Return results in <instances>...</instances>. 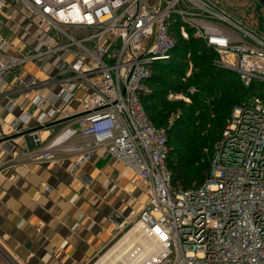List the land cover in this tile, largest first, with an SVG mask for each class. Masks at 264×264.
<instances>
[{
  "label": "built area",
  "instance_id": "2783aa9c",
  "mask_svg": "<svg viewBox=\"0 0 264 264\" xmlns=\"http://www.w3.org/2000/svg\"><path fill=\"white\" fill-rule=\"evenodd\" d=\"M7 21L18 32V57L3 54ZM175 36L200 41L216 56L213 67L235 74L243 87L264 86V34L235 22L216 0H0V96L9 76L19 92L33 94L34 147L39 131L65 124L29 154L33 163L82 151L74 170L94 151H105L144 187L138 213L111 223L118 233L130 227L125 235L136 227L155 246L148 254L132 245L131 264H264V100L249 96L233 108L201 185L174 188L166 131L176 116L156 128L140 98L151 67L169 60ZM28 65L46 71L45 78L25 75ZM178 99L187 100L167 95ZM77 139L87 143L75 146Z\"/></svg>",
  "mask_w": 264,
  "mask_h": 264
},
{
  "label": "crops",
  "instance_id": "0c3cea01",
  "mask_svg": "<svg viewBox=\"0 0 264 264\" xmlns=\"http://www.w3.org/2000/svg\"><path fill=\"white\" fill-rule=\"evenodd\" d=\"M9 13L6 10L3 18ZM16 20L20 23L22 18ZM1 35L9 44L3 54L18 57V41L14 37L18 32H14L11 22H5ZM22 71L37 80L46 76V71L33 65L25 66ZM3 82L0 264H91L113 240L110 216L124 218L126 211L132 210L137 203L134 191L140 184L105 151H94L74 170L73 164L83 155L82 151L57 152L56 162L52 164L33 163L29 154L49 144L65 124L39 131L40 144L34 147L31 130L37 125L38 113L31 105L33 94L19 92L11 76ZM11 103L16 106L8 110ZM79 110V102H74L72 111ZM21 119V125L13 129L12 124ZM21 130L30 131L23 134L19 133ZM86 143L80 139L73 142L75 146Z\"/></svg>",
  "mask_w": 264,
  "mask_h": 264
},
{
  "label": "trees",
  "instance_id": "16d2710c",
  "mask_svg": "<svg viewBox=\"0 0 264 264\" xmlns=\"http://www.w3.org/2000/svg\"><path fill=\"white\" fill-rule=\"evenodd\" d=\"M176 50H183V56L176 58V63L173 64V53ZM186 50L188 52H185ZM187 53L188 60L185 57ZM215 58V54L206 49L200 41H184L175 36V47L169 60L151 67L149 84L152 93L143 94L140 98L156 128H165L168 119L172 115L176 116L166 131V163L172 175V185L176 189L188 190L205 181L209 173L207 151L217 137L219 140L231 110L240 106L249 96L264 100L263 85L243 87L235 74L213 67L212 61ZM189 62L193 70L191 77L186 81L196 90L195 94L190 96L193 100L191 105L167 102L165 97L168 92L184 91L183 81L177 77L174 66L180 67Z\"/></svg>",
  "mask_w": 264,
  "mask_h": 264
},
{
  "label": "rangeland",
  "instance_id": "374dc122",
  "mask_svg": "<svg viewBox=\"0 0 264 264\" xmlns=\"http://www.w3.org/2000/svg\"><path fill=\"white\" fill-rule=\"evenodd\" d=\"M212 1H215V0H212ZM216 1L223 6L224 10L231 16V18L235 22H240L243 25L251 27V28L261 32L262 34H264V11L262 9L258 8V6L256 5V3L253 0H216ZM195 49L198 50V51H201V49H198L196 47H195ZM182 52H183V50L182 51L176 50V52L173 53V57H174L173 64L176 63V58H179V57L183 56ZM185 52H188V51L186 50ZM185 57L188 60L189 53H187V55ZM174 67H175V73H176L177 77L181 81H183V84H184V89L183 90L184 91H182V93L181 92L180 93L179 92H174V91L171 92V93L180 94L183 99L185 98V99H187L189 101L186 100V102H185L184 100H181V99H178L176 101H174V100L173 101H168L167 100V95L168 94L166 95L165 99H166L167 102H170V103L181 102V103H183L186 106H190L193 100L189 96V91L191 89L195 90V88H194V86L189 84L186 80L191 77L192 70H193L192 69V64L189 62V63H186L185 65H180V67H176V65ZM157 74H159V73H157ZM149 81H151V77L145 83V90H144V93H143L144 95H148V94L152 93ZM194 94L195 93H193V95ZM193 95H191V96H193ZM232 110H231V112H232ZM231 112H230V115H231ZM230 115H229V117H230ZM225 126L226 125L224 124V127ZM224 127H223V129H224ZM217 141H218V137L215 139V141L213 142V144L210 146L209 150L207 151L209 160H210V158H211V156L213 154V150H214V147H215ZM107 160L109 161V159H107ZM209 160H208V162H209ZM134 192H135L134 193V195H135L134 199H135V201L137 203L132 208V210L126 211L127 215L125 214L124 218L128 217L130 214L136 215L138 213V211L140 210V208L142 207L143 202L145 201L146 192H145L144 187L141 184L140 185H136V188H135ZM116 215L120 216L121 214H116ZM110 217L111 218L112 217L113 218H121V217H114V215H111ZM110 226H111V231H112V235H113V240L109 244V246L104 250V252H102L91 264H94V262L99 257H101L109 248H111L119 239H121L125 235V232L130 228V227H128L122 233H118V232H115L113 230V226L112 225H110Z\"/></svg>",
  "mask_w": 264,
  "mask_h": 264
},
{
  "label": "bare ground",
  "instance_id": "6f19581e",
  "mask_svg": "<svg viewBox=\"0 0 264 264\" xmlns=\"http://www.w3.org/2000/svg\"><path fill=\"white\" fill-rule=\"evenodd\" d=\"M137 243L141 244L148 254L155 250V246L152 242H148L146 239L136 234L135 227L119 240L112 249L105 253L96 264H131L133 256L129 254L128 251L132 245Z\"/></svg>",
  "mask_w": 264,
  "mask_h": 264
},
{
  "label": "water",
  "instance_id": "95a60500",
  "mask_svg": "<svg viewBox=\"0 0 264 264\" xmlns=\"http://www.w3.org/2000/svg\"><path fill=\"white\" fill-rule=\"evenodd\" d=\"M253 1L256 3L258 8H260V9H262L264 11V0H253ZM26 133H29V132H26Z\"/></svg>",
  "mask_w": 264,
  "mask_h": 264
}]
</instances>
